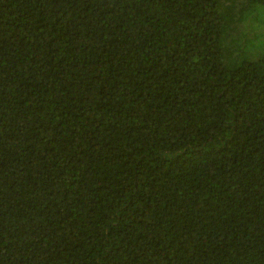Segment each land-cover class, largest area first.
<instances>
[{
	"label": "trees",
	"instance_id": "1",
	"mask_svg": "<svg viewBox=\"0 0 264 264\" xmlns=\"http://www.w3.org/2000/svg\"><path fill=\"white\" fill-rule=\"evenodd\" d=\"M0 264H264V0H0Z\"/></svg>",
	"mask_w": 264,
	"mask_h": 264
}]
</instances>
